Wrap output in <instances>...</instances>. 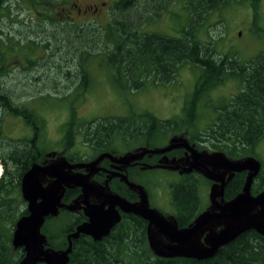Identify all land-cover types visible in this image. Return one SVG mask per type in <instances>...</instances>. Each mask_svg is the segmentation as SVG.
Segmentation results:
<instances>
[{
  "label": "trees",
  "instance_id": "1",
  "mask_svg": "<svg viewBox=\"0 0 264 264\" xmlns=\"http://www.w3.org/2000/svg\"><path fill=\"white\" fill-rule=\"evenodd\" d=\"M31 1L38 6L35 9L37 16L32 17L37 25L28 26V29L42 33L43 38L40 42L31 38L25 40L22 36L17 40L15 34H5L0 27V79L7 73L9 53L26 52V64L30 66L36 59L27 57V52L32 54L35 49H41L45 54L40 60L50 62L49 56L61 54L65 47L70 56H76L69 59L79 70L76 88L87 82L82 64L91 58L111 65L115 83L128 84L136 90L147 83L158 85L175 81L183 64H190L199 71L193 90L185 99L182 114L177 118L160 119L143 111L84 122L76 117L73 108L62 125L66 149L74 146L77 134L82 135L86 145L108 147L112 136L121 134L120 129L124 127V134L145 136L150 140L157 133L173 129L192 141L209 142L210 148L222 151L230 158L254 155V148L264 137V50L246 61L240 60L217 53L197 35L208 16L228 0H114L109 6V22L105 25L96 20L75 23L59 19L52 9L59 5V0ZM177 1L188 10V21L181 26L179 36L145 31L151 21L159 19L168 4ZM10 6L11 0H0V24L4 17L11 18ZM57 69L63 72L61 67L57 66ZM64 73L66 77L71 75L70 69ZM229 79L239 81V91L212 105L211 92ZM210 107L215 114L209 119L203 108ZM0 108L4 113L23 117L34 128V136L30 139L4 137L0 129V162L3 166L0 177V264H19L24 251L22 247H13L12 233L17 219L27 214L26 203L20 196V180L33 162L43 159L44 152L36 141L41 125L32 109L14 102L11 91L5 89L1 81ZM201 112L208 121L202 129H197ZM65 156L72 160L77 158L70 154ZM261 163L262 169L252 183L253 194L264 189V162ZM245 176V172L236 173L226 186V198L241 191ZM74 194L75 190H66L62 200L67 202ZM130 194L123 193L126 197ZM171 196L179 225H188L201 210L197 179H182L173 187ZM63 214L71 215L60 211L56 217H47L41 228L48 245L55 249L67 246L65 235L82 219L72 215L69 223L51 224ZM146 228V220L125 214L109 235L99 241L81 234L72 241L67 264H264V236L254 230L241 233L213 257L196 260L154 255Z\"/></svg>",
  "mask_w": 264,
  "mask_h": 264
},
{
  "label": "rangeland",
  "instance_id": "2",
  "mask_svg": "<svg viewBox=\"0 0 264 264\" xmlns=\"http://www.w3.org/2000/svg\"><path fill=\"white\" fill-rule=\"evenodd\" d=\"M114 0H59V5H54L53 13L61 20H73L64 16L70 3L83 6L86 3H100L101 11L97 14L96 21L105 25L109 22V6ZM159 19L151 21L145 31L160 32L168 35L179 36L180 28L186 23L188 10L180 2L170 3ZM11 18L4 17L0 27L5 34H15V39H35L40 42L42 33L28 29V26H36L35 9L38 6L31 0H11ZM74 16L75 13H72ZM91 18L77 17L82 19ZM39 19V17H37ZM33 27V28H34ZM39 28V26H38ZM38 34V36H37ZM206 43L215 48L219 54L235 56L240 60H248L264 50V0L254 2L253 0H228L220 9L213 11L202 24L197 33ZM41 49H35L28 54L36 63L28 66L26 64V52L9 53L7 55V73L0 79L1 85L11 91L14 102L19 105H27L38 117L40 128L36 141L39 148L44 152L55 151L57 154L74 155L89 158L93 155L90 145L83 143L81 134L74 137V146L66 149L63 144L62 125L69 119L71 110L74 108L76 117L81 121L89 122L94 118L111 116H127L143 111L150 112L160 119H172L181 116L182 107L188 94L193 90L199 71L190 64L179 67L176 80L169 83L152 85L145 84L139 89L129 88L128 84H117L113 78L115 72L111 65L105 61L91 58L84 60L82 66L86 73L87 82L76 88L79 70L76 63L69 59V49L63 48L61 54L49 56L50 62L40 60L44 56ZM71 63V64H70ZM74 63V64H73ZM61 67L63 72H59ZM70 69L71 75L65 76L64 71ZM58 73V75H57ZM240 89L239 81L229 79L221 86L211 92V104L216 105L223 100L229 99ZM209 119L215 112L212 107L203 108ZM208 119L203 112L196 122V128L202 129ZM0 129L4 137L26 138L34 136V128L30 126L21 116H12L2 112L0 108ZM195 130V129H194ZM175 132L168 129L163 136L153 140L155 144L166 141ZM174 134H180L175 132ZM139 145L138 142H130L128 145L116 144L108 146L115 149H128ZM144 146V144H140ZM210 143L205 142L203 147L209 150ZM264 162V137L254 148V155ZM44 157V156H43ZM42 160V159H41ZM40 162V161H39ZM143 177L159 185H149L147 188L152 197V204L166 212L173 213L170 206L171 192L169 183H176L180 176L172 172L150 171L144 172ZM198 193L200 197V209L207 206L209 184L199 180ZM72 219L68 215H60L58 220L51 224H66Z\"/></svg>",
  "mask_w": 264,
  "mask_h": 264
},
{
  "label": "water",
  "instance_id": "3",
  "mask_svg": "<svg viewBox=\"0 0 264 264\" xmlns=\"http://www.w3.org/2000/svg\"><path fill=\"white\" fill-rule=\"evenodd\" d=\"M179 147L192 154L193 161L187 170L195 169L212 182L208 193L210 205L186 226H178L173 215H164L157 208L150 207L144 186L128 180L124 174L111 172L119 175L128 188L138 194L137 201H129L108 191V179L102 186L91 180V176L101 170L98 164L103 158L109 157L126 165L145 154ZM160 166L163 165H144L143 168ZM75 168H84L85 172L74 171ZM260 169L261 162L252 155L230 158L218 150L199 152L184 135L178 134L171 136L165 147H142L119 158L103 152L91 161L71 163L62 154L46 152L43 159L33 162L21 177L20 196L26 203L27 214L15 222L12 245L23 248L24 255L19 264H67L74 239L81 234L94 241L108 236L120 221L121 211L146 220V236L154 255L196 260L211 258L245 231L254 230L264 236V189L257 194L251 193L253 180ZM241 171L247 172L241 191L226 200V183L234 173ZM74 187H80L81 194L64 203L65 190ZM62 208L70 212L82 210L87 221L77 224L75 230L67 234L65 248L55 249L48 245L41 228L47 217H56Z\"/></svg>",
  "mask_w": 264,
  "mask_h": 264
},
{
  "label": "flooded vegetation",
  "instance_id": "4",
  "mask_svg": "<svg viewBox=\"0 0 264 264\" xmlns=\"http://www.w3.org/2000/svg\"><path fill=\"white\" fill-rule=\"evenodd\" d=\"M99 11H101L99 2L98 3H86L83 6H79L77 3H70L69 7L67 8V11L64 13V16H66L67 18L73 19L72 21H74L75 23H83V22L88 23V22H91V21L97 19L96 16H97ZM72 13H75V15L73 16ZM87 15H91V18L90 17L87 19L84 18V19L80 20L79 22H77L75 20V18H77V17H80V16L86 17ZM122 128H124V127H122ZM122 128L120 129L122 131L121 134L119 133L116 136H112L113 138L111 140L110 145H112L113 143L116 144V141H119V144H122V145H128L130 142H138L139 145H136L133 148H130L128 146V149L126 147V148H123L121 150L115 149L113 147H110V148L105 147L104 148V147H100L98 145H95V146H90L91 150L93 151V155L90 156L89 158H87L84 155L83 157H80V159H79V157L76 156L78 159L76 158L75 160H72V159H68L65 155L64 156L71 163L91 161L103 152H109L112 154V156L119 158L126 153L137 152L142 147H148V148L165 147L169 143V139L171 138V137H169L163 143L155 144V143H153L154 142L153 140L158 139L159 137L163 136L164 133H157V136L153 137L150 140V139H147L145 136L140 137L138 135L137 136L129 135L127 133L124 134ZM174 133L171 136L175 135ZM178 135H181V134H178ZM186 138L188 139L190 144H193L194 148L196 150H198L199 152H201V151H207V152L213 151V150H209L208 148L203 147L205 141H192L190 138H188V137H186ZM140 144H144V146H141ZM191 161H193V157H192L191 152L187 151L185 148H182V147L173 148L171 150H168V151H165L162 153H156V154H151V155L145 154L141 158H139L137 160H133L129 164H126V165L123 163L115 162L112 159H110L109 157H106V158H103L99 162L98 166L101 168V170H98L95 174H93L91 176V180L93 181V183L95 185L102 186V185H104V183L108 179V187H107L108 191L117 193V194L121 195L122 197H125L129 201H137L139 199L138 194L135 191L129 189L128 186L125 184V182L123 180H121L119 175H112L111 172H117V173L124 174L127 176L128 180L144 186V188L146 189L147 194H148V201H149L150 207L157 208L164 215H173L175 217L176 210L174 209V207L172 205V196H171V200H170V206L172 207V210H174L173 213L163 211L158 206L152 204V197H151L149 189L147 188V184H149V185L155 184L158 186L159 181L152 182V181L144 178L142 174L144 172H150V171H163V172H172V173L179 175L180 176L179 181H177L176 183L166 184V185L170 186V188H171L170 192L172 191L173 187L175 185H177L182 179H186L188 177H194L195 179H197L198 185H199V180L204 179L209 184V188H210V185L212 182L210 180H208L207 178H205L199 171H197L195 169H192L189 171L187 170L192 163ZM144 165H163V166L153 167V168H143ZM261 169H262V163H261ZM74 171L84 173L85 169L84 168H80V169L75 168ZM241 172L247 173L246 171H241ZM237 173H239V172H237ZM110 175H111V178H108ZM235 175H236V173H234L232 178L226 183V186L232 181V179ZM253 182H254V180H253ZM226 186H225V189H226ZM66 190H70V188H68ZM71 190H75V194L67 202H64L62 200L64 203L70 202L73 198H75L76 196L81 194V188L80 187H74V188H71ZM120 191H121V193H120ZM122 192L123 193L131 192L132 194H130V196H128L131 198L126 197V195H123ZM208 193H209V191H208ZM224 193H225V190H224ZM95 196H98V194H96ZM224 198L226 200L228 199L225 197V194H224ZM209 205H210V201L208 198L207 206L205 207V209L208 208ZM60 211L67 212V213L71 214L70 216L73 215V216H76L79 218L82 217L80 223L87 221V217L84 215L82 210L70 212V211L66 210L65 208H62V209H60ZM200 211H202V210H200ZM125 214L126 213H123L120 211L121 219H122L123 215H125ZM177 223H178V221H177ZM76 225L74 226V229L72 231L75 230ZM178 226L182 227L185 225H179V223H178ZM72 231H70V232H72ZM70 232H68L67 234H69ZM67 234L65 235L66 242H67V239H66Z\"/></svg>",
  "mask_w": 264,
  "mask_h": 264
},
{
  "label": "built area",
  "instance_id": "5",
  "mask_svg": "<svg viewBox=\"0 0 264 264\" xmlns=\"http://www.w3.org/2000/svg\"><path fill=\"white\" fill-rule=\"evenodd\" d=\"M2 172H3V167H2V164L0 163V176H1Z\"/></svg>",
  "mask_w": 264,
  "mask_h": 264
},
{
  "label": "bare ground",
  "instance_id": "6",
  "mask_svg": "<svg viewBox=\"0 0 264 264\" xmlns=\"http://www.w3.org/2000/svg\"><path fill=\"white\" fill-rule=\"evenodd\" d=\"M1 163V162H0ZM2 175V174H1ZM1 177V176H0ZM65 202V201H64Z\"/></svg>",
  "mask_w": 264,
  "mask_h": 264
}]
</instances>
